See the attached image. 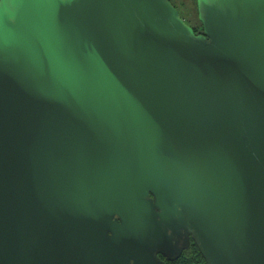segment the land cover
Returning a JSON list of instances; mask_svg holds the SVG:
<instances>
[{
  "label": "water",
  "instance_id": "water-1",
  "mask_svg": "<svg viewBox=\"0 0 264 264\" xmlns=\"http://www.w3.org/2000/svg\"><path fill=\"white\" fill-rule=\"evenodd\" d=\"M195 3L0 0V264H264V0Z\"/></svg>",
  "mask_w": 264,
  "mask_h": 264
},
{
  "label": "rangeland",
  "instance_id": "rangeland-1",
  "mask_svg": "<svg viewBox=\"0 0 264 264\" xmlns=\"http://www.w3.org/2000/svg\"><path fill=\"white\" fill-rule=\"evenodd\" d=\"M172 2L189 26H199L198 28L201 29L202 23L198 17V7L195 0H172Z\"/></svg>",
  "mask_w": 264,
  "mask_h": 264
},
{
  "label": "trees",
  "instance_id": "trees-1",
  "mask_svg": "<svg viewBox=\"0 0 264 264\" xmlns=\"http://www.w3.org/2000/svg\"><path fill=\"white\" fill-rule=\"evenodd\" d=\"M170 1L172 2V0H170ZM201 26H202V24H201ZM198 27L199 26H196L193 28L197 29ZM168 264H206V260H205L204 255H202V253L200 252L198 245L195 244V242H194L192 244L191 248L189 250H187L186 252H184V254L181 256L180 259L173 261V262H169Z\"/></svg>",
  "mask_w": 264,
  "mask_h": 264
},
{
  "label": "flooded vegetation",
  "instance_id": "flooded-vegetation-1",
  "mask_svg": "<svg viewBox=\"0 0 264 264\" xmlns=\"http://www.w3.org/2000/svg\"><path fill=\"white\" fill-rule=\"evenodd\" d=\"M196 30V33L197 34H202V32H203V28H202V26H201V29L200 28H197V29H195ZM194 243V241L191 239V243H190V246L188 247V248H186L183 252H182V254L181 255H183L184 254V252H186L187 250H189L190 248H191V246H192V244ZM161 257H162V259H165L166 260V258L164 257V256H162V255H160ZM181 258V257H180ZM176 261V260H175ZM169 262H173V261H167V264L169 263Z\"/></svg>",
  "mask_w": 264,
  "mask_h": 264
}]
</instances>
